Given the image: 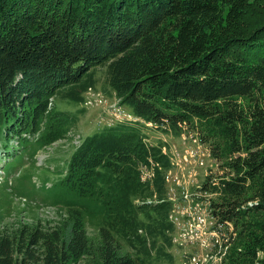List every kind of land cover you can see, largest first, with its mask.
Listing matches in <instances>:
<instances>
[{
    "label": "trees",
    "instance_id": "obj_1",
    "mask_svg": "<svg viewBox=\"0 0 264 264\" xmlns=\"http://www.w3.org/2000/svg\"><path fill=\"white\" fill-rule=\"evenodd\" d=\"M101 66L106 95L140 120L103 125L75 148L49 194L67 209L63 226L3 224L0 212V264L77 263L86 219L99 228V264L173 261L172 164L163 141L145 140L152 128L208 146L217 171L193 192L222 246L233 243L226 264H264V0H0L3 163L15 147L65 137L86 109L57 100L82 104Z\"/></svg>",
    "mask_w": 264,
    "mask_h": 264
},
{
    "label": "rangeland",
    "instance_id": "obj_2",
    "mask_svg": "<svg viewBox=\"0 0 264 264\" xmlns=\"http://www.w3.org/2000/svg\"><path fill=\"white\" fill-rule=\"evenodd\" d=\"M95 79L96 87L94 88L96 91H94L100 94L103 93L102 95L106 100L109 98L113 100L114 98L107 96L104 91L105 67L101 66L96 69ZM109 104L110 102L105 105H98L97 103L87 105L85 102L75 104L74 102L69 103L57 100V105L62 110L78 111L79 109H86L84 113L79 114L78 123L67 132L66 139L50 146L30 147L28 149L15 147L20 150L10 155V159L7 162L5 161V164L2 158H0V212L4 215L3 224L24 221L40 222L42 224L50 222L53 226L64 225L68 218L67 209L64 205L57 204L58 201H55L56 197L49 195L50 192L54 191L53 189L38 186L41 185L42 181L47 182V185L51 186L60 178V170L64 168L67 159L70 158L75 150V146L77 145L76 140L93 134L101 129L103 125H106V123L117 121V118L109 110ZM124 109L130 112V108L125 106ZM137 119L140 120L139 118ZM1 130L2 125H0V142L2 139ZM146 132L148 134L145 139L147 142L156 144L159 141H163L164 145L167 144V147L172 149L169 154L172 167L165 172L168 196L171 201L172 198H176V203L180 204L179 210H187L189 204L180 203L181 199L179 197L182 191L188 190L192 192L200 187L210 167L214 169V172L217 171V162L210 157L207 149L208 146L201 143L199 137L194 133H184L181 137H178L173 133L165 134L155 128L147 129ZM189 146L198 148L199 157L192 160L189 154L188 159H184ZM40 154H44L45 157L39 159L38 156ZM195 154L196 151L193 150V155ZM140 178L141 181L149 183L152 186V182L154 181L153 168L141 167ZM155 195L153 193V195H149L147 198L137 197L135 202H151ZM192 205H195V202ZM173 214L174 216H178V209ZM182 214H185V212L182 211ZM180 223L184 224L183 221H180ZM85 228L89 237L90 247L87 253L74 264H99V228L89 219L85 220ZM183 229L180 230L176 224V230L173 235L178 236L177 234L180 231L182 233ZM188 229V225H185L186 232H188ZM65 232L67 235L70 234L71 226L67 227ZM121 243L124 252L134 253L133 249L123 240H121ZM187 244L181 249L177 245L168 249L174 256L173 261L163 258L162 260H154V264H182L185 251L194 253L197 250L190 243L187 242ZM232 247L233 243L226 250V259ZM196 254L205 255V252L197 250ZM226 259H223L222 264H226Z\"/></svg>",
    "mask_w": 264,
    "mask_h": 264
},
{
    "label": "built area",
    "instance_id": "obj_3",
    "mask_svg": "<svg viewBox=\"0 0 264 264\" xmlns=\"http://www.w3.org/2000/svg\"><path fill=\"white\" fill-rule=\"evenodd\" d=\"M85 99V103L87 105L93 103H97L98 105H105L107 103V100L103 97V95L100 93H96L93 88H89L87 90ZM50 105H52V99ZM109 110H111L112 115L119 121L125 119H137L134 118L131 114L126 113L122 106L118 103V101L110 104ZM147 125L153 126V123L148 122ZM76 142L78 144L80 140L78 139L76 140ZM192 149L196 151L195 155H193ZM171 150L172 149L168 148L167 145H164V153H167L169 155L171 153ZM189 154L191 155L190 158L192 160L199 157L198 148L189 146V149L187 150L184 157L185 160L188 159ZM42 157H45L44 154H40V159ZM196 197L197 194L195 195V192L193 191H182L181 196L179 197L181 199L180 203H188L189 205L187 206V210H179L180 204L176 203V198H172L174 206L171 218L174 221L175 225H178L180 230L184 228L182 233L180 231V233L177 234L178 236L173 237L175 245H177L178 248L181 249L184 245H188V242L195 249L205 252V255H199L196 254L197 250H195L194 253L185 251L182 264H222L223 259H225L226 257V250L229 246H222V236L219 231L214 228L215 219L209 213L206 203L197 201ZM193 202H195V205H192ZM253 203L254 201L249 202L250 205H252ZM176 209H178V216H174L173 214ZM182 211H184L185 214H182ZM180 221H183L184 224L180 223ZM185 225H188V232H186L185 230Z\"/></svg>",
    "mask_w": 264,
    "mask_h": 264
}]
</instances>
